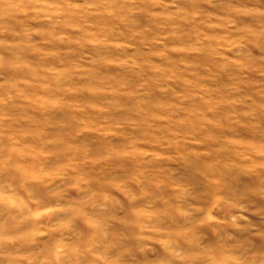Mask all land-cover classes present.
Returning <instances> with one entry per match:
<instances>
[{"label": "rangeland", "instance_id": "1", "mask_svg": "<svg viewBox=\"0 0 264 264\" xmlns=\"http://www.w3.org/2000/svg\"><path fill=\"white\" fill-rule=\"evenodd\" d=\"M0 264H264V0H0Z\"/></svg>", "mask_w": 264, "mask_h": 264}]
</instances>
